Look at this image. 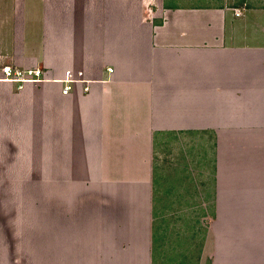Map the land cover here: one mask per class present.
<instances>
[{
	"label": "crops",
	"instance_id": "obj_1",
	"mask_svg": "<svg viewBox=\"0 0 264 264\" xmlns=\"http://www.w3.org/2000/svg\"><path fill=\"white\" fill-rule=\"evenodd\" d=\"M194 2L0 0L42 72L0 79V264H42L43 187L69 264H264V0Z\"/></svg>",
	"mask_w": 264,
	"mask_h": 264
},
{
	"label": "rangeland",
	"instance_id": "obj_2",
	"mask_svg": "<svg viewBox=\"0 0 264 264\" xmlns=\"http://www.w3.org/2000/svg\"><path fill=\"white\" fill-rule=\"evenodd\" d=\"M179 2L191 3L194 1L201 0H178ZM211 3H221V4H239V3H250L255 0H204ZM195 3V2H194ZM168 142V143H167ZM162 148L155 152L153 156V162L156 164H160L162 167L172 166L175 168H179V166H183L184 158L183 155L178 153V148L176 146V140L173 137L169 138L165 145L162 144ZM188 156V155H187ZM190 156V157H189ZM189 158L192 159L194 154H189ZM192 162L196 168H201V163ZM177 164V165H176ZM200 171L199 169H197ZM170 172V171H169ZM174 176H179L178 170H174L172 172ZM197 178H199L198 174ZM187 177L192 178L193 176L189 173L186 175ZM208 178L206 174L203 175ZM200 176V178H203ZM53 187L50 186L49 189ZM65 191V190H64ZM63 196V194H61ZM43 202H42V264H69V232H66L68 227L69 231V209L68 212L66 210V204L61 200H58V205L53 204L47 196L44 194L43 187ZM62 229V230H61ZM65 229V230H64ZM61 231V232H60Z\"/></svg>",
	"mask_w": 264,
	"mask_h": 264
},
{
	"label": "built area",
	"instance_id": "obj_3",
	"mask_svg": "<svg viewBox=\"0 0 264 264\" xmlns=\"http://www.w3.org/2000/svg\"><path fill=\"white\" fill-rule=\"evenodd\" d=\"M237 13V10H234ZM42 78V72L39 67L32 68H19L12 66L11 64H3L0 66V79L7 81H16L20 85L21 82L31 80L37 81ZM63 80V85L61 87V92L65 93L71 88V83L73 78L67 71Z\"/></svg>",
	"mask_w": 264,
	"mask_h": 264
}]
</instances>
